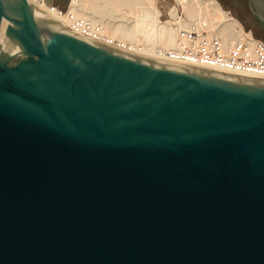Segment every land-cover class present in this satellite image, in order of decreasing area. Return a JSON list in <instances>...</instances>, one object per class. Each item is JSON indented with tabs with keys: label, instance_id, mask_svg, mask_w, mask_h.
Masks as SVG:
<instances>
[{
	"label": "water",
	"instance_id": "95a60500",
	"mask_svg": "<svg viewBox=\"0 0 264 264\" xmlns=\"http://www.w3.org/2000/svg\"><path fill=\"white\" fill-rule=\"evenodd\" d=\"M0 264H264V79L0 0Z\"/></svg>",
	"mask_w": 264,
	"mask_h": 264
},
{
	"label": "bare ground",
	"instance_id": "6f19581e",
	"mask_svg": "<svg viewBox=\"0 0 264 264\" xmlns=\"http://www.w3.org/2000/svg\"><path fill=\"white\" fill-rule=\"evenodd\" d=\"M28 2L36 14L70 33L76 21L86 20L93 26H101L96 38L114 46L112 48H124V45L126 52L137 57L182 65L156 52L157 49L170 50L175 40V28L160 18L158 6L160 3L162 6V2L159 0H71L67 11L61 13L46 0ZM177 3L186 15L181 27L202 18L226 41L250 37L215 0H177Z\"/></svg>",
	"mask_w": 264,
	"mask_h": 264
},
{
	"label": "built area",
	"instance_id": "2783aa9c",
	"mask_svg": "<svg viewBox=\"0 0 264 264\" xmlns=\"http://www.w3.org/2000/svg\"><path fill=\"white\" fill-rule=\"evenodd\" d=\"M193 1L195 0H188V2ZM162 10L163 14L160 12V18H164V22L168 21L175 28V40L170 50H156L160 56L186 66L264 79V41L253 39L250 32L247 33L250 37L244 36L226 41L216 35L209 23L202 18L181 27L180 24L186 19V15L178 3L170 10ZM100 29V25L93 26L89 21L80 20L75 22L70 31L114 47L97 40L96 33ZM123 47L116 48L126 52L124 50L126 46Z\"/></svg>",
	"mask_w": 264,
	"mask_h": 264
},
{
	"label": "rangeland",
	"instance_id": "374dc122",
	"mask_svg": "<svg viewBox=\"0 0 264 264\" xmlns=\"http://www.w3.org/2000/svg\"><path fill=\"white\" fill-rule=\"evenodd\" d=\"M47 1V0H46ZM71 0H48L50 6H54L58 11L66 12ZM162 2L158 6L159 9L170 10L174 4L177 3L176 0H159ZM221 9L227 12L231 17L237 20L246 33L250 32V35L257 40L264 41V33L260 26L256 24L252 18L248 5L246 2H239L234 0H215ZM159 3V2H158ZM171 6V7H170ZM160 12L163 14V10ZM164 20V18H162ZM246 24H244L243 22ZM127 23V22H126Z\"/></svg>",
	"mask_w": 264,
	"mask_h": 264
},
{
	"label": "flooded vegetation",
	"instance_id": "af4514ba",
	"mask_svg": "<svg viewBox=\"0 0 264 264\" xmlns=\"http://www.w3.org/2000/svg\"><path fill=\"white\" fill-rule=\"evenodd\" d=\"M234 1H239V2H246L250 11V14L252 16V18L254 19V21L256 22V24L258 26H260V28L262 29L263 33H264V24H262L261 22L258 21V19L253 15L251 8H250V4L246 1V0H234ZM243 22V21H242ZM244 23V22H243ZM245 24V23H244ZM246 25V24H245Z\"/></svg>",
	"mask_w": 264,
	"mask_h": 264
}]
</instances>
